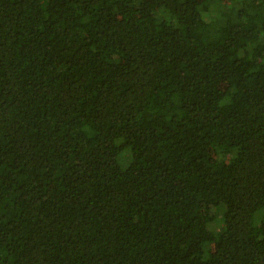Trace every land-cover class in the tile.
I'll return each instance as SVG.
<instances>
[{
    "label": "trees",
    "instance_id": "obj_1",
    "mask_svg": "<svg viewBox=\"0 0 264 264\" xmlns=\"http://www.w3.org/2000/svg\"><path fill=\"white\" fill-rule=\"evenodd\" d=\"M0 264H264V0H0Z\"/></svg>",
    "mask_w": 264,
    "mask_h": 264
}]
</instances>
